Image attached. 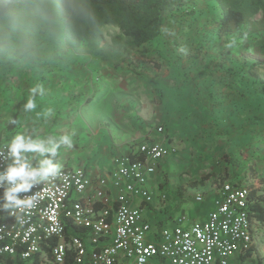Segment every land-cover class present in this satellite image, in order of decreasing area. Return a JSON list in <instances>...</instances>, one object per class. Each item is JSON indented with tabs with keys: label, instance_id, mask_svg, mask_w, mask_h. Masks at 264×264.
I'll return each mask as SVG.
<instances>
[{
	"label": "crops",
	"instance_id": "0c3cea01",
	"mask_svg": "<svg viewBox=\"0 0 264 264\" xmlns=\"http://www.w3.org/2000/svg\"><path fill=\"white\" fill-rule=\"evenodd\" d=\"M212 2L189 1L188 9L195 12V19L186 18L184 28L173 38L182 47L164 50L165 65L154 76L142 75L126 62L117 67L108 62L95 65L83 49L67 48L62 24H58L64 17L58 0H0V137L12 143L55 148V155L38 149L20 150L22 160L34 162L40 169L49 165L56 169L82 166L97 177L109 175L115 157L128 153L136 140L154 138L176 144L185 130L205 125L215 114L213 98L206 95L204 86L194 91V85L186 81L198 75L195 69H189L188 59L199 55L202 62H208L215 55L219 57L222 49L215 31H210V38L200 36L214 18ZM219 15L217 11L216 18ZM197 44L203 45L200 53L193 50ZM236 50L228 48L227 55L220 59L225 68L239 67L233 58ZM158 93H163L162 104L157 103ZM30 101L34 108L27 107ZM204 101L212 103L211 107L204 109ZM228 104L226 114L230 113ZM241 106L239 111L234 108L235 114L238 118L244 114L247 120L250 110ZM160 125L170 133L167 140L155 130ZM64 136L70 138V145L61 141ZM259 152L264 158L263 144ZM168 157L149 180L154 203L145 206L140 198L133 202L143 204L144 216L156 231L164 224H174L181 215H187L191 222L202 221L199 219L204 216L205 220L219 197L218 191L207 194L202 203L190 200L188 189L197 187H188L186 181L181 182L188 187L185 195L181 190L177 193L180 182L168 184L163 179V171L175 173L177 169L172 168L174 163ZM260 166L255 164L258 175L264 177ZM166 189L173 195L169 196ZM205 191L203 188L196 193ZM162 193L168 198L162 200ZM259 244L264 245V241ZM261 246L252 255H233L231 264H264V260H257L264 257Z\"/></svg>",
	"mask_w": 264,
	"mask_h": 264
},
{
	"label": "built area",
	"instance_id": "2783aa9c",
	"mask_svg": "<svg viewBox=\"0 0 264 264\" xmlns=\"http://www.w3.org/2000/svg\"><path fill=\"white\" fill-rule=\"evenodd\" d=\"M157 132L167 140L162 125ZM13 144L0 137V176L20 164L26 171L40 169L14 155ZM178 152L161 139L136 140L115 157L107 176L65 165L55 175L29 179L32 187L12 193L15 200L6 197L15 184L0 179V264H67L70 254L76 264H231L233 255L250 250L263 235L249 213L251 189L244 181L223 182L205 220L181 215L156 231L144 216L142 205L155 201L150 178L165 157ZM137 198L141 206L133 205ZM69 223L84 234L68 235Z\"/></svg>",
	"mask_w": 264,
	"mask_h": 264
},
{
	"label": "trees",
	"instance_id": "16d2710c",
	"mask_svg": "<svg viewBox=\"0 0 264 264\" xmlns=\"http://www.w3.org/2000/svg\"><path fill=\"white\" fill-rule=\"evenodd\" d=\"M58 1L60 11L64 13V17L60 19L67 48L83 49L88 61L95 65L108 62L117 67L126 62L142 75H158L157 69L165 65L164 50H170L173 45L175 48H181V43L173 38H177L175 34L184 28L186 18L195 19V12L188 9L190 0ZM210 1H213L214 5V18L203 27L204 32H201L200 36L210 38V31H215L222 49L219 57L213 55L208 62H202L199 55L188 59L186 63L189 69H195L198 75L187 77L186 81L194 85V91L198 89L199 92L204 86L206 95L213 98L211 102L216 110L214 117L205 122V125L199 124L185 130L183 134L191 131L198 133V128L207 131L209 123L227 111V102L236 110L243 104L249 105L254 79L264 94V0ZM217 11L220 12L218 18ZM109 28H114L116 32L111 36L109 44H104V33ZM168 30L171 37L168 41L166 38L164 44L165 31ZM166 45H169V48ZM202 47L203 45L197 44L193 50L200 53ZM232 47L237 49L233 58L240 63L234 70L225 68L220 62V59L227 55V49ZM242 86L248 87L247 90L241 88ZM157 97V103L162 104L163 93H158ZM212 103L207 104L204 101V109L211 107ZM250 114L252 113L247 114L249 116L246 119H249ZM164 129L168 134V130L165 127ZM263 133L260 135L261 144L258 145L260 150L261 145H264ZM173 139L171 136L170 140ZM246 158L247 155H243L242 150L235 156L225 154V159L234 167ZM250 171L252 178L248 181L251 189L249 213L252 220L262 228L264 235V177L258 175L255 163L250 165ZM84 232V229L69 223L68 235ZM257 249V244H254L244 253L252 255ZM67 264H76L72 254L68 256Z\"/></svg>",
	"mask_w": 264,
	"mask_h": 264
},
{
	"label": "rangeland",
	"instance_id": "374dc122",
	"mask_svg": "<svg viewBox=\"0 0 264 264\" xmlns=\"http://www.w3.org/2000/svg\"><path fill=\"white\" fill-rule=\"evenodd\" d=\"M60 23L61 21L58 23L59 26ZM115 32L114 28L107 29L104 33L103 43L109 44L111 36ZM168 33L169 30L165 31L164 44H166V38L168 41V38L171 37ZM166 46L169 48V45ZM255 81L254 79L249 105H243V108L249 109L252 113L249 119L244 120V114L238 118L235 109L229 106L230 113H221L218 119L209 123L211 126L209 125L207 131L198 128V133L191 131L188 134H182L178 139L176 145L179 154L168 157L174 163L172 168L177 169L174 170L175 173L169 172V170L163 171V179L168 184L172 181L180 182L177 186V193L181 190L185 195L184 190L188 187H197L196 189H188L189 199L202 203L207 194L218 192L223 182L236 180L248 184L249 178H252V172L250 171L252 163L261 164L260 170L264 168V158H261L258 146L261 144L260 135L264 132L262 128L264 126V94L258 88L257 81ZM240 150H242L243 155H247V158L240 165L234 167L225 159V154L235 156L239 154ZM254 153L257 154L254 155ZM182 181H186L188 187L181 184ZM203 188L206 189L205 192L196 193V191ZM166 190L169 196L173 195L171 189ZM199 195L203 197L202 201L197 200ZM203 218L199 220H203ZM259 241H264L262 235L257 236L256 243L258 247L261 246ZM262 246L264 249V245ZM257 260L263 261L264 257L258 256Z\"/></svg>",
	"mask_w": 264,
	"mask_h": 264
},
{
	"label": "clouds",
	"instance_id": "9594fccd",
	"mask_svg": "<svg viewBox=\"0 0 264 264\" xmlns=\"http://www.w3.org/2000/svg\"><path fill=\"white\" fill-rule=\"evenodd\" d=\"M29 108H34L35 104L34 102H29L27 105ZM18 141L21 140V138H17ZM61 141L67 144H71V140L68 136L61 137ZM40 150L41 152L49 151L52 152L53 155H55V148L50 149H44L41 145L38 144H23L22 142H17L13 144L12 146V153L14 155L19 156L20 150ZM56 174V166L55 165H49V167H42L39 170H32V171H26V167L23 164H20L18 167H8L6 173L4 176H0V179H7L9 182L15 184L14 187L10 188L6 192V197L8 200H15L16 198L12 195V193L20 192V191H28L32 184L29 183V179L32 181H35V178L37 175H40L42 177H47L49 175H55ZM23 181V183H16L17 180ZM17 203H25V204H31V200H24V201H17Z\"/></svg>",
	"mask_w": 264,
	"mask_h": 264
}]
</instances>
